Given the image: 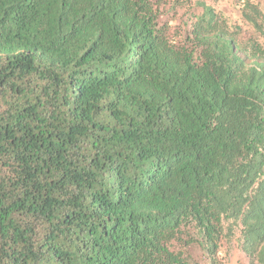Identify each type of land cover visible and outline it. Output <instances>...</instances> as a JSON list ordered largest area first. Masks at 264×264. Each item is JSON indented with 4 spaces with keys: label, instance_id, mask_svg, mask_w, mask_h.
<instances>
[{
    "label": "trees",
    "instance_id": "1",
    "mask_svg": "<svg viewBox=\"0 0 264 264\" xmlns=\"http://www.w3.org/2000/svg\"><path fill=\"white\" fill-rule=\"evenodd\" d=\"M234 5L248 35L211 0H0V264H264V0Z\"/></svg>",
    "mask_w": 264,
    "mask_h": 264
},
{
    "label": "rangeland",
    "instance_id": "2",
    "mask_svg": "<svg viewBox=\"0 0 264 264\" xmlns=\"http://www.w3.org/2000/svg\"><path fill=\"white\" fill-rule=\"evenodd\" d=\"M211 4L216 10L222 11L225 16L231 20V22H235L243 26L247 35L250 33V30L240 22L238 7L234 5V0H211ZM195 254L196 253H194V255ZM223 264H246V260L237 246L233 245L230 248Z\"/></svg>",
    "mask_w": 264,
    "mask_h": 264
}]
</instances>
